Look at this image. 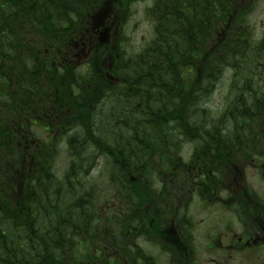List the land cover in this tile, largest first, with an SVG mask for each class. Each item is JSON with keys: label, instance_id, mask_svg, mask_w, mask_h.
<instances>
[{"label": "trees", "instance_id": "16d2710c", "mask_svg": "<svg viewBox=\"0 0 264 264\" xmlns=\"http://www.w3.org/2000/svg\"><path fill=\"white\" fill-rule=\"evenodd\" d=\"M135 1L0 0V264H119L114 252L131 251L133 235L165 216L179 189L166 181L177 172L167 150L201 149L216 133L203 104L235 63L241 68L250 40L245 24L234 30L244 18L237 0L218 19L212 0L195 10L154 0V37L130 54L125 37L100 34L97 19L123 26ZM107 3L113 9L101 13ZM90 40L80 70L71 57ZM238 108L246 117L248 106L226 107ZM49 115L63 119L41 138L33 124ZM189 165L185 179L196 171Z\"/></svg>", "mask_w": 264, "mask_h": 264}, {"label": "flooded vegetation", "instance_id": "af4514ba", "mask_svg": "<svg viewBox=\"0 0 264 264\" xmlns=\"http://www.w3.org/2000/svg\"><path fill=\"white\" fill-rule=\"evenodd\" d=\"M226 1V7L231 10L234 6L232 0ZM91 53H73L72 58L77 65L86 67ZM259 64L263 71L264 58ZM230 69L228 80L235 75L234 72L241 74L246 70L239 67ZM81 101L82 105L89 104L88 101ZM229 105H246L248 114L241 116L240 108L239 112L235 109L228 111L226 107ZM214 106L221 110V122H218L219 118L215 119L213 126L217 131L208 142H203L201 149L167 150L165 161L177 172L166 176V181L179 189L166 199L169 212L159 219L151 216L148 231L144 235H133L131 251L121 249L114 252L119 264H202L190 213L191 203L197 199L222 204L224 211L239 226V233L233 234L230 229L223 234H215L204 245L205 251L215 253L209 258V264H233L234 253L250 255L253 251L264 252V78L246 83L239 89L228 88L226 96ZM92 107L88 106L89 109ZM69 111L75 112L72 107ZM59 118L63 119V115H49L44 118L46 123H39L44 138L51 131V122ZM221 123H224L223 126ZM70 131L74 132L73 129ZM62 149L69 150L68 145L61 146L59 150ZM188 162L196 171L193 178L185 179V164ZM161 166L159 164V168ZM200 169L207 170L209 179L200 173ZM94 172L93 176L96 175ZM203 264H207V260Z\"/></svg>", "mask_w": 264, "mask_h": 264}, {"label": "rangeland", "instance_id": "374dc122", "mask_svg": "<svg viewBox=\"0 0 264 264\" xmlns=\"http://www.w3.org/2000/svg\"><path fill=\"white\" fill-rule=\"evenodd\" d=\"M168 1V0H167ZM164 3V0H162ZM169 2V1H168ZM200 0H196L194 3L192 0H179V5H185L186 7L195 10L199 6ZM227 1L225 0H212V5L218 6L220 16L217 15L216 19L221 17L225 12H227L225 7L227 6ZM190 3V4H188ZM154 0H136L130 7L129 14L127 10V15L124 17L123 26H119V34L125 37V47L124 50L130 54H134L140 51L147 42H150L154 37V11H152V6ZM109 7L110 4H106ZM214 7L212 6L211 9ZM167 10V12H165ZM166 14H169L168 8L165 6L162 10ZM217 13L216 10H214ZM244 18L239 21L234 22V30L239 31L240 24H245V28L249 29V39L246 43V50L242 52L241 68H246L241 74L231 75V79L228 80L229 72H226L221 80L219 81L216 91L214 90L207 102L203 104L204 108H209L213 110L210 114L212 117V125L215 119L220 117V108L214 106L216 103H220L222 98L228 93V88L239 89L246 83L258 82L264 78V70L262 71L260 67L262 65L259 62L264 58V0H254V3L249 9L242 11ZM120 14V13H119ZM121 16L119 15V20ZM217 21V20H216ZM112 33V30H111ZM243 36V32L241 33ZM247 37V36H246ZM208 46V45H207ZM255 52L253 58H246L245 55L249 52ZM259 52V53H257ZM238 63H235L234 68H237ZM249 80V81H247ZM246 82V83H245ZM242 85V86H240ZM106 103V100L105 102ZM217 108V109H216ZM92 111L93 107L91 108ZM215 117V118H214ZM224 123H221L223 126ZM71 133V131H69ZM68 145L64 139H61L58 146ZM183 148L180 150H190L192 145L184 144ZM70 148V147H69ZM71 150V149H70ZM58 164L61 171L67 164L68 160V150L62 149L59 151ZM103 168V166H102ZM102 172V173H101ZM101 174L105 175L104 171H100ZM188 203L186 204V206ZM190 213L192 216V227L194 231V240L198 244V249L200 248L199 258L203 264L204 260H207L209 264V258L214 257L215 253L207 252L203 249L205 244H208L212 240V236L215 234H223L224 232L232 229L233 234L239 233V226L227 213L224 211L222 204L208 201H201L199 199L191 203ZM226 223V226H225ZM264 252L253 251L249 254H237L234 253L231 259L233 264H264Z\"/></svg>", "mask_w": 264, "mask_h": 264}]
</instances>
